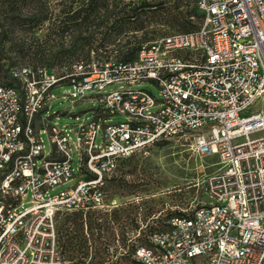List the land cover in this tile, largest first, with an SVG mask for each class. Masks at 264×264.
<instances>
[{
  "label": "built area",
  "instance_id": "built-area-1",
  "mask_svg": "<svg viewBox=\"0 0 264 264\" xmlns=\"http://www.w3.org/2000/svg\"><path fill=\"white\" fill-rule=\"evenodd\" d=\"M197 9L196 28L130 61L14 66L0 80V264H64L57 214L102 209L119 161L179 139L216 156L206 200L153 230L130 264H264V0ZM63 85L62 99L92 103L90 119L51 121Z\"/></svg>",
  "mask_w": 264,
  "mask_h": 264
},
{
  "label": "rangeland",
  "instance_id": "rangeland-1",
  "mask_svg": "<svg viewBox=\"0 0 264 264\" xmlns=\"http://www.w3.org/2000/svg\"><path fill=\"white\" fill-rule=\"evenodd\" d=\"M69 1L47 0L45 8L51 19L34 26L17 23L18 16L22 18L32 10L26 5L27 0H0V80H6L14 66L48 63L41 52L47 51L45 48L57 41L56 36L49 34L50 22L55 20L57 23L64 17L65 11L61 9L66 10L69 4L72 8L77 6L76 2ZM146 1L154 5L143 15L145 24L142 29L120 34L109 42H99L100 34L97 35L93 44H102L97 50L101 52L98 59L102 60L105 54L114 59V48L117 46L150 43L167 33L181 30L185 20L194 19L196 0ZM144 32L148 39L136 42ZM61 66L55 61L52 64L56 71ZM67 89L68 86L63 85L53 90L56 98L51 103L49 113L57 111L59 114L51 121L70 125L90 119L92 103L77 101L73 104L67 98L62 99L60 94ZM253 108L255 105L251 106ZM74 113L78 114L77 118ZM123 119V115L112 117V120ZM259 134L260 131L256 130L250 132L249 136ZM42 139L48 151L50 145L46 134L42 135ZM73 159L75 167L76 155ZM215 169L216 156L196 153L188 140L183 139L158 143L123 159L109 176L106 205L102 209L84 214H57L56 244L64 264H130L135 249L150 243L152 230L164 227L170 216L190 211L206 200L201 182ZM197 264L202 263L199 260Z\"/></svg>",
  "mask_w": 264,
  "mask_h": 264
},
{
  "label": "trees",
  "instance_id": "trees-1",
  "mask_svg": "<svg viewBox=\"0 0 264 264\" xmlns=\"http://www.w3.org/2000/svg\"><path fill=\"white\" fill-rule=\"evenodd\" d=\"M46 1L47 0H27L26 5L30 6L34 11L31 10L24 14V17L22 18H19L18 16L17 23L20 25L32 24L34 26H39L44 24L45 21L49 22L51 16L48 15L45 8ZM70 1L76 2L77 6L72 8V5L69 4L66 7V10L61 9L62 11H65L64 17H62L57 23L55 20L50 22L49 34L56 36L57 41L52 45H49L48 48H45L47 51L42 50L41 52L42 56L48 61V63L43 66L48 69L53 68L52 64L54 61L59 62L60 65H64V61H68V63L75 61L89 63L92 60H101L98 59L101 52H98L97 50L102 44H98V46L93 44L97 39V35L100 34L99 42H109L110 39L111 41L117 39L120 34H127L142 29L145 24V17L143 15L150 6L154 5L146 0ZM9 2L11 3V1ZM13 2L14 1H12V3ZM199 19L200 14L197 9L196 0L194 19L185 20L186 22H183L181 25V30H175L172 32L192 30L196 28ZM145 34L146 32H144L142 37L136 42L148 39ZM66 36L68 38L67 40H64ZM48 38H50V36H48ZM47 41L48 40H46V42ZM140 46L141 45L139 44L126 46V43L117 46L114 48L116 52L113 60L122 62L132 60ZM104 56L105 57L102 60L111 59L106 54Z\"/></svg>",
  "mask_w": 264,
  "mask_h": 264
}]
</instances>
